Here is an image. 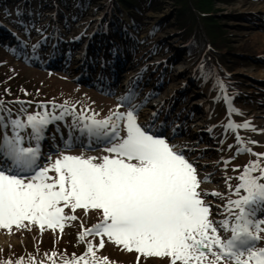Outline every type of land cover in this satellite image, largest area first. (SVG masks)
<instances>
[{
	"label": "rangeland",
	"instance_id": "374dc122",
	"mask_svg": "<svg viewBox=\"0 0 264 264\" xmlns=\"http://www.w3.org/2000/svg\"><path fill=\"white\" fill-rule=\"evenodd\" d=\"M212 1L214 6L212 19L217 22L216 25L219 24L227 31L230 35V44L237 49V52L250 57L261 52L257 59L239 58L238 61L231 62L230 57L226 55L227 50H220L223 56L227 57L229 65H237L231 70V73L240 81L241 93L236 98L226 93L225 86L219 79V88L215 90L209 81L203 82L204 77L196 81L193 75L195 67L189 60L183 58L186 43L178 39L179 34L172 27L161 30L154 27L156 21L161 18L172 23L174 17L171 0H162L161 12L147 11L143 15L145 26L143 38H149L152 34L153 39L167 43L169 51L164 55L165 48L162 49L163 51L156 49L159 54L162 53L161 55H153V49L150 54L145 53L132 58L130 51L134 48L127 46L128 50L127 47L121 46L120 52L117 51V53L122 54L124 59L123 57L119 59L113 52L117 46L110 45L111 53H106L109 55L108 59L106 58L103 64H97L98 50L104 52L103 48H98L100 45L98 43L103 46L108 40L101 35L96 36L94 30L99 27L104 18L109 16L110 7L105 3L110 0L101 1L102 4L97 9L98 5L81 13L77 12L80 13L78 15L74 14L72 8H67L69 6L66 2L61 3L64 5V8H61L55 0H0V11L2 10L4 17L0 20V35H2L0 49L3 47L12 56L9 60L10 65H15L16 69L21 68L20 72L33 82L37 81L39 86L45 85L44 100H58L59 103H54L55 108L47 107L55 109V115L63 111L61 106L67 107L70 113L74 111V114H67L63 120L58 121L64 130H71L74 127L76 117L81 119L94 117L102 120L112 116L116 111L127 112L129 106L121 104V98L126 93L127 96L132 95V105L141 106L138 109V122L150 128L151 132L162 134L170 144L178 146L177 138L185 137L178 132L180 126L184 127V124H181L182 119L189 117L185 107L197 106L201 112L192 110L191 113L194 114L196 122L187 129L191 133L202 131L208 141H203L195 135L191 137L190 148L182 147V145L179 148L195 162L198 178L210 177V174L216 175L217 181L210 177L202 182L201 189L198 190L220 193V196L203 198L212 205L211 219L216 223L221 237L227 239L230 238L231 232L219 228V221L227 218L230 226L234 223L233 217L226 210V205L229 199L239 198L236 194V188L241 182L237 179L238 172L241 173L243 168L256 161L264 167V131L261 125H258L259 121L264 119V31L243 18L246 13L251 12L258 19L255 22L264 26V0ZM124 19L129 21L127 15H124ZM43 30L44 33H42ZM121 32L123 34L121 38L124 39L125 32L123 30ZM86 41L87 49H85ZM146 45L148 50L154 46L152 42ZM0 54L3 53L0 51ZM16 60L21 61L23 65L15 62ZM117 62H120L122 66L126 65L112 72ZM48 64H53L54 67ZM151 67H154L152 69L154 74H150ZM81 73L89 75L91 79L87 82L78 81ZM118 73L121 77L116 82ZM124 87H127V90L122 91ZM156 88L158 93L149 96ZM134 90H136L135 94ZM229 96L232 101H229ZM147 98L148 101L144 102ZM163 98L165 101L162 103L161 112L157 113ZM21 103V101L13 102L10 105L14 110V118L16 116L24 118L21 114L23 106L19 107ZM260 108L263 112L258 113ZM29 109L42 112L43 108L31 105ZM143 112L150 113L148 124L142 121V119L146 120L147 116L143 115ZM227 116L234 119L230 121ZM229 122L235 125L248 123L249 127L229 129L227 127ZM2 131L0 130V136ZM7 132L8 135H12L11 127L7 129ZM21 135L24 136V145L35 142L29 139L31 129L23 131ZM121 135H124L123 124ZM237 137H240L239 142ZM65 145L63 147L54 145L50 150H45L38 164L44 166L49 162V157L55 160L60 153L98 157L106 154L102 151L104 146H72L66 150ZM202 146H209L212 154L199 155ZM234 161L238 163L236 171L232 167ZM49 174L55 175V173ZM254 174L258 175V173ZM241 194H244L242 190ZM65 211L68 214H75L78 219L67 222L63 233H60L58 229L41 231L38 226L33 225H29L28 229L13 227L11 233L0 229V248H10L25 243L33 246L42 240H47L48 236L61 244L71 240L73 245L79 247L82 242L78 239V223H83V228H91L100 221V214L94 210L87 213L82 209H77L75 213L69 209ZM258 215L264 217V212ZM261 235L264 236V233ZM99 239V237L88 236L84 244L87 246V241H92L98 245ZM258 245L264 247V240L258 242ZM121 248L106 240L105 248L98 250L97 256L126 260ZM135 255L137 260L138 254L135 253ZM139 260L143 261L141 264L166 263V259L159 258L139 257Z\"/></svg>",
	"mask_w": 264,
	"mask_h": 264
},
{
	"label": "snow or ice",
	"instance_id": "6c2138e0",
	"mask_svg": "<svg viewBox=\"0 0 264 264\" xmlns=\"http://www.w3.org/2000/svg\"><path fill=\"white\" fill-rule=\"evenodd\" d=\"M131 101V94L121 98V104L129 106L127 112L116 111L102 120H74L73 126L89 147L103 144L105 155L60 153L55 160L49 157L44 166L38 160L47 127L74 111L61 106L59 115L44 111L13 118L0 101V229L11 233L13 227L33 225L63 233L67 222L78 219L66 209L72 213L94 210L100 221L91 228L82 225L78 239L99 237L98 245L87 241L82 255L73 254L62 264H109L107 257L97 256L106 240L137 253L138 258L168 259L169 264H264V247L258 245L264 240V217L258 215L264 212V167L259 161L245 167L236 188L239 198L229 199L226 205L234 223L230 226L227 218L219 221V228L231 232L224 239L211 219L212 205L203 198L220 193L198 190L210 177L198 178L195 162L179 146L142 126L138 122L141 106ZM9 127L12 135H8ZM227 127L249 125L229 122ZM27 129L35 146H24L21 133ZM71 147L69 141L65 148ZM56 257L54 251L48 254L51 264H56Z\"/></svg>",
	"mask_w": 264,
	"mask_h": 264
},
{
	"label": "trees",
	"instance_id": "16d2710c",
	"mask_svg": "<svg viewBox=\"0 0 264 264\" xmlns=\"http://www.w3.org/2000/svg\"><path fill=\"white\" fill-rule=\"evenodd\" d=\"M57 4L63 8L61 3L66 1L69 8L74 11L76 15L90 7L101 6L103 0H55ZM260 1V0H259ZM162 0H110V16L104 19L109 24V30L115 33L118 29H124L127 33L126 45L132 46L134 50L131 53L138 55L144 52H151L154 49L153 55L159 54L158 50L169 49L167 43L160 40L150 38H140L141 34L145 32L143 22V15L147 11L161 12ZM172 16L174 17L172 23L167 19L161 18L156 21L154 27L161 30L165 27H172L178 33V39L182 42H188L184 57L191 61L195 66V78L199 79L207 76L216 82L218 76L225 84L227 90L232 95L237 94L239 90L240 81L235 77L231 70L237 65L227 63V57L223 56L220 50H227V54L231 62L238 61L239 58L248 60L252 57L257 59L261 52L250 55H241L237 49L230 44L229 34L226 30L221 28L213 17V1L212 0H171ZM80 12V13H77ZM245 14V19L251 21L256 27L264 31V26L255 22L256 17L253 13ZM124 15L129 17V21L124 20ZM142 16V17H141ZM1 17V11H0ZM119 22L121 25L119 26ZM192 27V28H191ZM156 32V30H154ZM118 41V39H117ZM153 42L154 46L149 51L146 48V43ZM0 98L3 102L13 101L16 98L23 97L28 94L36 96L37 82L23 75L13 65L9 63V54L0 49ZM163 51V50H162ZM146 53V54H147ZM237 64V63H236ZM9 67L11 69H9ZM18 71V72H17ZM36 85V86H35ZM10 98V100H9ZM6 107H9L6 105ZM48 236L47 240H42L33 246L25 243L16 245L12 248H5L0 250V264H16L17 261H22V264H39L44 262L57 245L61 252L66 254L77 253V247L74 248L71 240L64 245L57 244ZM63 248V249H62Z\"/></svg>",
	"mask_w": 264,
	"mask_h": 264
},
{
	"label": "bare ground",
	"instance_id": "6f19581e",
	"mask_svg": "<svg viewBox=\"0 0 264 264\" xmlns=\"http://www.w3.org/2000/svg\"><path fill=\"white\" fill-rule=\"evenodd\" d=\"M0 36H2V35H0ZM120 77H121V74H116V82L117 81H119V79H120ZM79 79L81 80V81H84V80H86L87 78H86V75H84V74H80L79 75ZM125 89L127 90V87H124L123 89H122V91H125ZM132 91H133V88H132ZM158 88H156V90H154L152 93H150V95L149 96H153V95H155V94H157L158 92ZM112 92H113V90H112ZM136 93V90H134V94ZM125 96H127L126 95V93L124 94V97ZM146 101H148V98L144 101V102H146ZM165 100H164V98L161 100V105L158 107V109H157V113L160 111L161 112V107H162V103L164 102ZM170 109H168V111H169ZM185 110H186V112H188V118H184V119H182V122H181V124L183 125L184 124V127L183 126H180L179 127V130H178V132L179 133H182L183 135H185V137L184 138H181V137H178L177 138V140H178V143H176L178 146H181L182 145V147H189V146H191L192 145V141H191V137H193V136H197V137H199L200 139H202L203 141H208V139L206 138V136L202 133V131H196L195 133H191V132H189V130L187 129V128H189V126L190 125H192V123H195L196 122V118H195V116H194V114L193 113H191L192 112V110L193 111H197V112H201L200 111V109L197 107V106H195V105H192L190 108L189 107H185ZM261 108L258 110V113H261ZM263 112V111H262ZM150 113L149 112H146V114L143 112V115H147L145 118H146V120H143L142 119V121H144L145 122V124H148L149 123V120H150V118H149V115ZM176 115H178V114H176ZM201 117H203V115H201ZM264 118V117H263ZM258 123V122H257ZM258 125L260 126L261 125V128H263L262 130L264 131V119H261L260 121H259V123H258ZM186 126V127H185ZM78 146H81V145H78ZM190 148V147H189ZM205 153H211L212 154V149L211 148H209V146H202L201 148H200V150H199V155L200 154H205ZM210 177H211V179L212 180H215V181H217L218 179H217V177H216V175H214V174H210L209 175Z\"/></svg>",
	"mask_w": 264,
	"mask_h": 264
}]
</instances>
